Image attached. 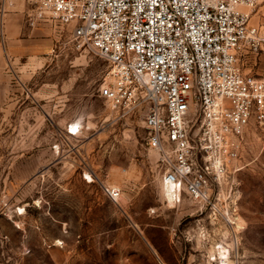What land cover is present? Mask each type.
Masks as SVG:
<instances>
[{
    "label": "rangeland",
    "instance_id": "1",
    "mask_svg": "<svg viewBox=\"0 0 264 264\" xmlns=\"http://www.w3.org/2000/svg\"><path fill=\"white\" fill-rule=\"evenodd\" d=\"M30 8L0 0V264H219L217 244L226 264H264V124L244 129L221 213L168 203L141 114L115 119L99 96L107 62ZM250 16L264 27V0Z\"/></svg>",
    "mask_w": 264,
    "mask_h": 264
},
{
    "label": "built area",
    "instance_id": "2",
    "mask_svg": "<svg viewBox=\"0 0 264 264\" xmlns=\"http://www.w3.org/2000/svg\"><path fill=\"white\" fill-rule=\"evenodd\" d=\"M27 1L31 25L66 26L72 41L107 62L99 96L115 119L141 114L175 202L187 197L221 213L244 129L251 119L264 124V69L250 73L264 65V27L250 22L262 0ZM104 188L117 201L121 189Z\"/></svg>",
    "mask_w": 264,
    "mask_h": 264
},
{
    "label": "bare ground",
    "instance_id": "3",
    "mask_svg": "<svg viewBox=\"0 0 264 264\" xmlns=\"http://www.w3.org/2000/svg\"><path fill=\"white\" fill-rule=\"evenodd\" d=\"M71 130H72V133L78 132L77 130L76 131L73 129ZM86 176L89 181H92V178L90 177V175L86 174ZM162 191H163V196L168 203H174L177 200L178 193H177L175 184L162 181ZM23 210L24 208H20L21 213L23 212ZM57 243H60V241L57 240ZM229 254H230V250L227 245L217 244L214 251L210 253V257H211L212 262L219 258L222 264H226L230 259Z\"/></svg>",
    "mask_w": 264,
    "mask_h": 264
}]
</instances>
